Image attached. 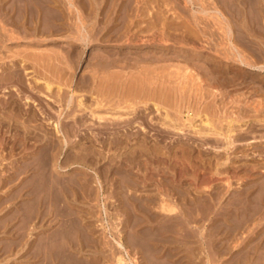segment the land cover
<instances>
[{"label":"rangeland","instance_id":"374dc122","mask_svg":"<svg viewBox=\"0 0 264 264\" xmlns=\"http://www.w3.org/2000/svg\"><path fill=\"white\" fill-rule=\"evenodd\" d=\"M2 1L0 79L22 70L23 85L0 83V264H49L47 242L64 219L72 242L85 233L94 237L95 248L79 256L98 264H114L118 254L126 264H264V0ZM51 24L63 28L53 32ZM80 27L86 43L79 40ZM33 50L40 52L38 60ZM112 61L106 69L98 65ZM110 72L125 79L119 89ZM143 72L150 81L147 100L138 86ZM108 76L109 84L103 82ZM33 77L60 85V101L34 85ZM129 87L141 94L128 96ZM102 99L104 106L94 105ZM152 101L175 117L178 129L160 124L159 112L148 107ZM131 104L132 112L126 108ZM188 111L192 124L198 123L196 113H206L216 129L234 120V132L227 137L224 130L180 125ZM160 200L175 211L159 210ZM73 217L78 225H71ZM124 239L133 245L129 256L115 245Z\"/></svg>","mask_w":264,"mask_h":264},{"label":"bare ground","instance_id":"6f19581e","mask_svg":"<svg viewBox=\"0 0 264 264\" xmlns=\"http://www.w3.org/2000/svg\"><path fill=\"white\" fill-rule=\"evenodd\" d=\"M2 1V0H1ZM0 1V2H1ZM4 1V0H3ZM2 1V2H3ZM9 1V0H8ZM7 0H6V2H8ZM12 1V0H11ZM19 1V0H18ZM23 1V0H22ZM60 1V0H59ZM13 2H14V0H13ZM62 2V1H61ZM4 3V2H3ZM16 3H18V2H16ZM15 3V4H16ZM29 3V2H28ZM27 3V4H28ZM44 3H46V0H45V2ZM7 4V3H6ZM26 4V5H27ZM30 4V3H29ZM56 4V3H55ZM64 4V3H63ZM62 4V5H63ZM38 5V4H37ZM46 5V4H45ZM66 5V4H65ZM17 6V5H16ZM19 7V6H18ZM29 7V6H28ZM28 7H26V8H28ZM49 7V6H48ZM47 6H45V8H48ZM22 8V7H21ZM24 8V7H23ZM25 9V8H24ZM29 9V8H28ZM48 9H50V8H48ZM19 10V9H18ZM3 11V10H2ZM20 12V11H19ZM23 12H25V11H22L21 10V13L23 14ZM31 12V11H30ZM30 12H28V13H30ZM54 13H55V11H53ZM52 12V13H53ZM59 12V11H58ZM148 12V11H147ZM21 13H20V15H21ZM28 13H27V15H28ZM52 13H49L50 15L52 14ZM142 13V12H141ZM149 13V12H148ZM2 14V13H1ZM16 14H18V13H16ZM24 14H26V12L24 13ZM23 14V15H24ZM32 14H35V13H32ZM46 14V13H45ZM55 14H57V12L55 13ZM55 14H53V15H55ZM3 15V14H2ZM5 15H7V14H5ZM19 15V16H20ZM37 15H39V14H37ZM48 15V14H47ZM53 15H52V17H53ZM15 16V15H14ZM56 17H57V15H55ZM58 16L59 17H61L60 16V14H58ZM3 17V16H2ZM21 18H22V15L20 16ZM26 17H28V16H26ZM33 16L31 15V17H29V18H32ZM50 17V16H49ZM48 17V18H49ZM19 18V17H18ZM17 18V19H18ZM21 18H20V20H21ZM45 18V17H44ZM54 18V17H53ZM52 18V19H53ZM14 18H12V20H11V23H13L12 21H14L13 20ZM38 19V18H37ZM36 19V23H37V20ZM50 19V18H49ZM58 19V18H57ZM61 19V18H60ZM30 19H28V22L27 23H31L30 21H29ZM43 20V19H42ZM55 21H56V19H54ZM156 20V19H155ZM3 21V20H2ZM17 21V20H16ZM22 21V20H21ZM26 21V20H25ZM35 21V20H34ZM40 21V20H39ZM48 21V20H47ZM58 21V20H57ZM56 21V22H57ZM59 21H61V20H59ZM62 21H64V20H62ZM19 22V21H18ZM23 22H24V20H23ZM22 22V23H23ZM32 22H33V20H32ZM65 23H64V27H66V21H64ZM153 22V21H152ZM9 23V22H8ZM15 21H14V25H15ZM47 23H49L50 24V22L48 21V22H46V27H47V25H49V24H47ZM52 23V22H51ZM54 23V22H53ZM130 23V22H129ZM143 23V22H142ZM34 24V23H33ZM33 24H32V26H33ZM55 24V23H54ZM59 24H60V22H59ZM146 24V23H145ZM166 24V23H165ZM24 24H22V26H23ZM28 25V24H27ZM27 25H26V27H27ZM31 25V24H30ZM30 25H28L29 26V28L31 27ZM37 25H38V23H37ZM44 25V24H43ZM52 25V24H51ZM110 25V24H109ZM13 26V25H12ZM55 26H57V27H61V26H59V25H52V27H54V29H53V32H55L56 30L58 31V28L56 29V27ZM127 26V25H126ZM134 26V25H133ZM142 26V25H141ZM172 26V25H171ZM18 27V26H17ZM24 27V26H23ZM34 27V26H33ZM39 27H41V26H39ZM39 27H37V30L38 29H40V30H42L41 28H39ZM48 27H50V26H48ZM52 27H50V28H47L46 29V31H48V29H50L49 31H51L52 30ZM77 27V26H76ZM15 28V27H14ZM61 28H63V27H61ZM119 28V27H118ZM135 28V27H134ZM154 28V27H153ZM159 29H160V27H158ZM3 29V28H2ZM33 29V28H32ZM31 29V30H32ZM43 29H45V25H44V28ZM79 29V40H81L82 42H84V43H86L87 41H88V38H86L88 35H87V32H86V30H85V28L84 27H80V28H78ZM110 29V28H109ZM108 29V30H109ZM132 29V28H131ZM139 29V28H138ZM149 29V28H148ZM1 30V29H0ZM5 30V29H4ZM20 30V29H19ZM23 30V29H22ZM27 30H28V28H27ZM27 30H26V32H27ZM30 30V29H29ZM30 30V31H31ZM60 30H62V29H60ZM130 30V29H129ZM141 30V29H140ZM144 30V29H143ZM9 31V30H8ZM18 31V30H17ZM56 31V32H57ZM110 31V30H109ZM112 31H114L113 29H112ZM160 31V30H159ZM165 31V30H164ZM23 32V35H25L24 33H26L25 32V30L24 31H22ZM34 32V31H33ZM32 32V33H33ZM64 32V31H63ZM107 32V31H106ZM35 33H36V31H35ZM35 33H33V34H35ZM60 33V32H59ZM67 33V32H66ZM110 33L111 32H109V35H110ZM113 33V32H112ZM128 33H129V31H128ZM127 33V34H128ZM134 33V32H133ZM1 34V33H0ZM51 34V33H50ZM49 34V35H50ZM53 34V33H52ZM52 34H51V36H52ZM86 34V35H85ZM91 34V33H90ZM135 34V33H134ZM4 35V34H3ZM39 35H40V33H39ZM39 35H38V38H40L39 37ZM48 35V36H49ZM115 35V34H114ZM123 35V34H122ZM164 35V34H163ZM8 36H10V35H8ZM22 36V35H21ZM26 36H28V35H26ZM41 36V35H40ZM46 36H47V33H46ZM94 36V35H93ZM105 36H106V34H105ZM135 36H137V35H135ZM16 37H18V36H16ZM36 37V36H35ZM89 37H90V35H89ZM104 37V36H103ZM132 37H133V35H132ZM3 38H4V36H3ZM7 38V37H6ZM5 38V39H6ZM8 38H10V37H8ZM26 38H28V37H26ZM31 38H33V36L31 37ZM37 38V39H38ZM45 38V37H44ZM50 38V37H49ZM93 38V37H92ZM120 38V37H119ZM122 38V37H121ZM4 39V40H5ZM95 39V38H94ZM97 39H98V37H97ZM101 39V38H100ZM113 39V38H112ZM117 39V38H116ZM129 39V38H128ZM39 40V39H38ZM106 40H107V38H106ZM119 40V39H118ZM105 41V40H104ZM134 41V40H133ZM106 42V41H105ZM38 42H36V44H37ZM50 43V42H49ZM31 44V43H30ZM89 44V43H88ZM29 45V44H28ZM25 46H27V45H25ZM31 46V45H30ZM38 46V45H37ZM123 48V47H122ZM127 48V47H126ZM44 49V48H43ZM47 49H49L48 47H47ZM27 50H29V49H27ZM26 50V51H27ZM32 50V49H31ZM53 50V49H52ZM22 51V50H21ZM26 51H25V53H26ZM34 51V50H33ZM41 51V50H40ZM55 51V50H54ZM77 51V50H76ZM23 52V51H22ZM29 52H30V50H29ZM35 52V51H34ZM50 52V51H49ZM79 52V51H78ZM6 53H7V51H6ZM15 53H18L19 54V51L17 52H15ZM36 54H37V56H36V59H37V57L39 56L38 55V53H40V52H35ZM35 53H34V55H35ZM107 53V52H106ZM126 53V52H125ZM8 54V53H7ZM6 54V55H7ZM13 54V53H12ZM21 54V53H20ZM27 54V53H26ZM30 54V53H29ZM28 54V55H29ZM48 53H46V55H47ZM52 54V53H51ZM66 54V53H65ZM122 54H124V53H122ZM16 55V54H15ZM22 55V54H21ZM21 55H19V56H21ZM44 55H45V53H44ZM43 54L42 55H40L41 56V61H43L45 58H46V56H44ZM55 54H53V56H54ZM111 55V54H110ZM120 55V54H119ZM13 56V55H12ZM22 56H26V55H22ZM21 56V57H22ZM30 56H31V54H30ZM29 56V57H30ZM118 56V55H117ZM122 56V55H121ZM145 56V55H144ZM32 57V56H31ZM34 57V56H33ZM50 57V56H49ZM52 57V56H51ZM116 57V56H115ZM139 57V56H138ZM137 57V58H138ZM143 57V56H142ZM241 57V56H240ZM1 58V57H0ZM9 58V57H8ZM7 58V59H8ZM11 58H13V57H11ZM15 58V57H14ZM17 58H20V57H17ZM17 58H15V59H17ZM35 58V57H34ZM40 57H38V59H39ZM55 58V57H54ZM61 58H63V57H61ZM104 58V57H103ZM105 58H107V57H105ZM113 58V57H112ZM129 58V57H128ZM143 58H146V57H143ZM148 58V57H147ZM14 59V60H15ZM22 59V58H21ZM24 59V58H23ZM26 59V58H25ZM28 59V58H27ZM29 59H31V58H29ZM36 59L35 60H33V63L36 61ZM37 59V60H38ZM47 59H48V57H47ZM50 60H52V58H49ZM108 59H110V58H108ZM136 59V58H135ZM139 59V58H138ZM138 59H136V60H138ZM154 59V58H153ZM20 59H18V61H19ZM113 60V59H112ZM134 60V59H133ZM136 60H135V62H136ZM13 61V60H12ZM17 61V62H18ZM20 61H23V60H20ZM19 61V62H20ZM40 61V62H41ZM56 60H54V62H55ZM62 61H64V60H62ZM119 61V60H118ZM132 61V60H131ZM140 61V60H139ZM146 61H148V60H146ZM5 62V61H4ZM15 62H16V60H15ZM39 62V61H38ZM37 62V63H38ZM44 62V61H43ZM52 62H53V60H52ZM107 62V61H106ZM138 62V61H137ZM136 62V63H137ZM140 62H142V61H140ZM241 62H243L244 63V61L243 60H241ZM28 63H30V60H29V62ZM32 63V62H31ZM30 63V64H31ZM50 63V62H49ZM58 63V62H57ZM63 63V62H62ZM103 63V62H102ZM123 63V62H122ZM13 64H15L14 62H13ZM22 64V63H21ZM23 64H26V63H24L23 62ZM22 64V65H23ZM39 64V63H38ZM44 63H42V65H43ZM61 64V63H60ZM104 64V63H103ZM115 64V63H114ZM120 64V63H119ZM148 64V63H147ZM39 65H41V64H39ZM38 65V66H39ZM42 65H41V68H42ZM55 65V64H54ZM57 65V64H56ZM91 65V64H90ZM99 65V67H101V68H107V67H109V66H111V65H113V61L112 62H109V63H105L104 65H102L101 63H99L98 64ZM135 65V64H134ZM137 65V64H136ZM145 65V64H144ZM143 64L141 65L140 64V66H144ZM4 66V65H3ZM6 66H7V63H6ZM15 66V65H14ZM18 66H19V64H18ZM23 66H25V65H23ZM22 66V67H23ZM37 66V67H38ZM50 66V65H49ZM120 66V65H119ZM118 66V67H119ZM123 66V65H122ZM17 67V66H16ZM121 67V66H120ZM119 67V68H120ZM137 67V66H136ZM26 68V67H25ZM25 68H22V69H25ZM45 68V67H44ZM55 68V67H54ZM91 68V67H90ZM95 68V67H94ZM133 68V67H132ZM144 69H145V66L143 67ZM40 69V68H39ZM45 69H47V68H45ZM93 69V68H92ZM91 69V70H92ZM117 69V68H116ZM124 69V68H123ZM126 69V68H125ZM141 69V68H140ZM139 69V70H140ZM0 70H2V69H0ZM17 70H19V68H17ZM35 70V69H34ZM112 70V69H111ZM115 70V69H114ZM136 70V69H135ZM3 71V70H2ZM6 71V70H5ZM28 71V70H27ZM40 71V70H39ZM42 71H43V68H42ZM41 71V72H42ZM62 71V70H61ZM93 71V70H92ZM101 71V70H100ZM103 71V70H102ZM105 71V70H104ZM121 71V70H120ZM128 72H129V70H127ZM126 71V72H127ZM131 71V70H130ZM134 71V70H133ZM133 71H132V75H135L134 73H133ZM147 71V70H146ZM8 72V71H7ZM7 72H6V74H7ZM20 72H22V70L20 71ZM20 72L19 71H16L15 69L14 70H12L11 69V71L6 75H2V78L0 79V83H1V86H2V84H5L6 86H7V84L8 85H12V86H10V87H12V89L13 88H15V89H17L16 87L21 83V79L23 78V76H20V75H22V74H20ZM25 72V71H24ZM32 72H34V71H32ZM48 72V71H47ZM135 72V71H134ZM165 72V71H164ZM1 73H3V72H1ZM38 73V72H37ZM43 73V72H42ZM94 73V72H93ZM111 73V72H110ZM129 73H131V72H129ZM137 73H138V71H137ZM171 73V72H170ZM173 73V72H172ZM180 72H178L177 74H179ZM25 74V73H24ZM47 74V73H46ZM45 74V75H46ZM97 74V73H96ZM106 74V73H105ZM108 74V73H107ZM112 74V73H111ZM123 74V73H122ZM139 74V73H138ZM147 73L146 72H143L142 73V85H138V86H142L141 88H142V90H141V93H144V95L143 94H141L140 93V91H138L137 92V90L136 91H132V90H130V87L128 88L129 89V91L128 92H126V94L128 95V96H131L132 94H137V95H139L138 93H140L142 96H143V98L145 99V100H147L146 98H149V95H148V97H145V93L146 94H148L147 93V89H146V92H145V87H146V83L147 84H150V81H149V79L147 80V78H146V76H149V75H146ZM163 74V73H162ZM181 75H182V73H180ZM26 75V74H25ZM101 75V74H100ZM99 75V76H100ZM131 75V76H132ZM140 75V74H139ZM166 75V74H165ZM164 75V76H165ZM1 76V75H0ZM34 76V75H33ZM95 76H97V75H95ZM112 76L114 77V79L116 80H114L115 81V84H116V87H118V89H119V86H120V84H124V83H122V82H124V80L125 79H122V75L120 74V72H116L115 74H112ZM125 76V75H124ZM128 76V75H127ZM141 76V75H140ZM183 76V75H182ZM190 76V75H189ZM32 77V76H31ZM47 77V76H46ZM57 77V76H56ZM66 77V76H65ZM98 77V76H97ZM135 77H137L136 75H135ZM161 77H163V75L162 76H160V79H161ZM169 77V76H168ZM34 78V77H33ZM43 78V77H42ZM48 78V77H47ZM100 78V77H99ZM132 78V77H131ZM149 78V77H148ZM155 78H156V76H155ZM159 78V77H158ZM167 78V77H166ZM31 79V78H30ZM30 79H28V80H30ZM64 79V78H63ZM123 81H122V80ZM127 79V78H126ZM136 79V78H135ZM140 79V78H139ZM154 79V78H153ZM159 79V80H160ZM172 79V78H171ZM176 79V78H175ZM188 79H189V77H188ZM192 80H193V78H191ZM24 80V79H23ZM90 80V79H89ZM98 80V79H97ZM111 80V79H110ZM130 80H132V79H130ZM158 80V79H157ZM190 80V79H189ZM191 80V81H192ZM26 81V80H25ZM87 81V80H86ZM86 81H85V83H86ZM102 81V80H101ZM113 81V80H112ZM128 81V80H127ZM132 81H134V79L132 80ZM164 81V80H163ZM31 82H32V79H31ZM89 82V81H88ZM104 83H108L109 84V76L108 77H106V79L103 81ZM102 82V83H103ZM129 82H131V81H128L127 83H129ZM139 82V81H138ZM190 82V81H189ZM17 83V84H16ZM33 83H34V85H40V87H42L41 85H43V90L46 92V93H48L49 95H51V94H53L54 93V97H55V99L56 100H59V97L61 96L59 93H60V90L62 89L61 88V86L60 85H56V86H53L48 80H41V78L39 79V77L38 78H34L33 79ZM136 83H137V81H136ZM174 83V82H173ZM15 84V85H14ZM25 84V83H24ZM26 84H28L29 85V82L28 83H26ZM81 84V83H80ZM89 84V83H88ZM114 84V85H115ZM130 84V83H129ZM132 84V83H131ZM130 84V85H131ZM154 84V83H153ZM157 84V83H156ZM177 84V83H176ZM182 84H184V83H182ZM190 84V83H189ZM5 85H3L4 86V92H7L8 90H7V87H9V86H5ZM21 85H23L22 83H21ZM101 85H103V84H101ZM112 85V84H111ZM159 85V84H158ZM163 85V84H162ZM178 85V84H177ZM33 86V85H32ZM31 86V87H32ZM110 86V85H109ZM122 86V85H121ZM125 86V85H124ZM155 86V85H154ZM24 87V86H23ZM94 87V86H93ZM106 87H107V85H106ZM139 87V88H140ZM159 87H160V85H159ZM30 88V87H29ZM86 88V87H85ZM95 88V87H94ZM98 88V87H97ZM102 88V87H101ZM104 88H105V85H104ZM125 88V87H124ZM126 88H127V86H126ZM132 88H133V86H132ZM162 88V87H161ZM165 88V87H164ZM31 89V88H30ZM33 89V88H32ZM41 89V88H40ZM92 89V88H91ZM103 89V88H102ZM106 89V88H105ZM108 89V88H107ZM136 89V87H134V90ZM138 89V88H137ZM3 90V89H2ZM19 90V89H18ZM100 90V89H99ZM153 90V89H152ZM12 92H13V90H11ZM42 90H40V92H41ZM120 91V90H119ZM123 91V90H122ZM131 91L133 92V93H131ZM159 91V90H158ZM18 92V91H17ZM19 92H20V90H19ZM18 92V93H19ZM32 92V91H31ZM44 92V93H45ZM89 92V91H88ZM90 92H91V90H90ZM93 92V91H92ZM135 92V93H134ZM150 92V91H149ZM153 92V91H152ZM183 92V91H182ZM8 93V92H7ZM21 93V92H20ZM33 93V92H32ZM101 93H102V90H101ZM117 93V92H116ZM121 93V92H120ZM160 93V92H159ZM42 94V93H41ZM40 94V95H41ZM105 94H107V93H105ZM122 94V93H121ZM182 94V93H181ZM25 95V94H24ZM60 95V96H59ZM96 95V94H95ZM100 97H101V95H100V93L98 94ZM114 95V94H113ZM117 96H119L118 94H116ZM124 95V94H123ZM126 95V96H127ZM152 95V94H151ZM15 96V95H14ZM73 96V95H72ZM109 96V95H108ZM121 96V95H120ZM156 96V95H155ZM160 96H161V94H160ZM48 97V96H47ZM124 97V96H123ZM162 97V96H161ZM32 98V97H31ZM62 98V97H61ZM64 98V97H63ZM70 99L69 100H71V98L72 97H69ZM103 98V97H102ZM112 98V97H111ZM120 98V97H119ZM122 98V97H121ZM140 98V97H139ZM183 98V97H182ZM14 99H16V97L14 98ZM14 99L12 100V101H14ZM92 99V98H91ZM94 99V98H93ZM96 99H99V97L98 98H96ZM110 99V98H109ZM109 99L108 100H106V101H109ZM137 99V98H136ZM141 99H142V97H141ZM150 99V98H149ZM25 102H28L29 101V98H28V96H26L25 97ZM66 100V99H65ZM116 100V99H115ZM126 100H128V97H127V99ZM144 100V102H143V106L144 107H146L147 106V104H148V102L147 101H145ZM158 100H159V98H158ZM15 101H17V100H15ZM14 101V102H15ZM60 101V100H59ZM63 101H64V99H63ZM62 101V104L63 103H65V101L63 102ZM103 101H105V100H101V101H94L95 102V106H104V105H102V102ZM119 101H121L120 99H119ZM149 101V100H148ZM13 102V103H14ZM20 102V101H19ZM70 102V101H69ZM68 102V103H69ZM81 100L79 101V104H81ZM93 102V103H94ZM116 102H117V100H116ZM128 102V101H127ZM142 102V101H141ZM157 102V101H156ZM155 101H152L151 103H150V106H148V107H151V108H153L154 110H156V111H158L159 112V114H160V119H159V121L161 122L160 124H162V125H165V126H172L173 128H175V129H178L179 127H178V125H177V123H175V122H177V120L175 121V117H173V116H171V114H169L165 109H164V107H162L161 105H160V103H156ZM18 102H15V105L17 104ZM56 103V102H55ZM67 103V104H68ZM83 103V102H82ZM92 103V104H93ZM106 103V102H105ZM104 103V104H105ZM71 104V103H70ZM87 104V103H86ZM85 104V106H87L88 107V104L86 105ZM107 104L108 105H110L109 104V102H107ZM117 105H116V108L117 109H120V110H122L121 109V107H120V103H116ZM1 105V104H0ZM15 105H12L11 104V106H15ZM19 105V104H18ZM18 105H17V107H18ZM76 105H78V104H76ZM91 105V104H90ZM149 105V104H148ZM94 106V107H95ZM111 106V105H110ZM124 106V105H123ZM4 107V106H3ZM7 107H8V105H7ZM16 107V108H17ZM90 107V106H89ZM125 107V106H124ZM141 107V106H140ZM0 108H1V106H0ZM10 107H8L7 109H9ZM69 108H70V106H69ZM68 108V109H69ZM100 108V107H99ZM126 108L128 109H131V112H132V108H134L135 109V107L131 104V105H128V106H126ZM137 108V107H136ZM147 108V107H146ZM145 108V109H146ZM2 109V108H1ZM13 109H15V107L13 108ZM71 109V108H70ZM104 109H106V108H103V110ZM126 109V110H127ZM262 109H263V107H262ZM4 110V109H3ZM3 110H1V112L3 111ZM10 110V109H9ZM108 110V109H107ZM138 110V109H137ZM12 111V110H11ZM114 111H116V110H114ZM129 111V110H128ZM127 111V112H128ZM144 111H146V110H144ZM162 111V112H161ZM190 111V110H189ZM187 112V114H186V119L185 120H183L182 121V124H180V125H183V126H185V127H189V128H192V129H194L195 131H202V132H215V130L218 132V129H219V132H220V130L222 131V130H224L225 131V135H227L229 132H231L232 130H234V124L232 125V123H233V121L234 120H229L228 122H227V124H226V126H225V128H215V125L213 124V122H212V120L209 118V116L206 114V113H203V114H199V112L198 113H196L195 114V112H194V114L197 116V119L196 120H198V123H194V124H192V120H193V115H192V111L191 112ZM0 112V113H1ZM33 112V111H32ZM70 112V111H69ZM94 112V111H93ZM123 112V111H122ZM130 112V113H131ZM2 113H4V112H2ZM6 113V112H5ZM12 113V112H11ZM96 113V112H95ZM115 113V112H114ZM113 113V114H114ZM118 112H116V114H117ZM129 113V112H128ZM181 113V112H180ZM6 114H8V113H6ZM31 114V113H30ZM107 114V113H106ZM112 114V113H111ZM127 114V113H126ZM135 114V113H134ZM3 115V114H2ZM2 115H0V116H2ZM141 115H143V114H141ZM9 116V115H8ZM14 116H16V115H14ZM119 116H121V115H119ZM119 116H117L116 117V115L115 116H113L114 118H118ZM125 116V115H124ZM129 116V115H128ZM175 116V115H174ZM101 117V116H100ZM112 117V118H113ZM216 117V116H215ZM227 117V116H226ZM8 118V117H7ZM6 118V119H7ZM10 118V117H9ZM120 118L121 117H119V120H120ZM123 118V117H122ZM121 118V119H122ZM159 118V117H158ZM157 118V119H158ZM222 118V117H221ZM17 119H18V117H17ZM110 119V121H113V120H111V118H109ZM125 119V118H124ZM129 119V118H128ZM216 119V118H215ZM103 120V119H102ZM123 120V119H122ZM226 120V119H225ZM5 121V120H4ZM107 121V120H106ZM117 121H118V119H117ZM127 121V120H126ZM147 121V120H146ZM100 122H101V120H100ZM108 122V121H107ZM107 122H105V124L107 123ZM116 122V121H115ZM224 122V121H223ZM2 123V122H1ZM70 123V122H69ZM68 123V124H69ZM108 123H110V122H108ZM108 123H107V125H108ZM113 123V122H112ZM119 123H121V120L119 121ZM123 123V122H122ZM114 124V123H113ZM179 124V123H178ZM216 124V123H215ZM0 125H2V124H0ZM15 125V124H14ZM56 125V124H55ZM58 125V124H57ZM57 125H56V127H57ZM110 125V127H112V125L111 124H109ZM118 125V124H117ZM179 125V126H180ZM3 126V125H2ZM120 126V125H119ZM7 127V126H6ZM59 127V126H58ZM57 127V128H58ZM105 128V130H106V126H104ZM108 128H109V126H107ZM114 127H115V125H114ZM5 128V127H4ZM67 128V127H66ZM69 128V127H68ZM75 128V127H74ZM127 128V127H126ZM2 129H3V127H2ZM70 129V128H69ZM110 129V128H109ZM73 130V129H72ZM181 130V129H180ZM65 131H67V130H65ZM232 132H234V131H232ZM64 133H66V132H64ZM68 133V132H67ZM209 134V133H208ZM65 135H67V134H65ZM219 136V135H218ZM220 137V136H219ZM227 137H228V135H227ZM230 137V136H229ZM117 139V138H116ZM121 141H123V140H121ZM228 141V140H227ZM127 142V141H126ZM250 142H253V141H250ZM258 142V141H257ZM121 143V142H120ZM256 143V142H255ZM121 146V145H120ZM52 149V148H51ZM5 181V180H4ZM6 183V182H5ZM2 185V184H1ZM30 192V191H29ZM17 195V194H16ZM16 196H14L13 197V199L15 198ZM34 197V196H33ZM12 199V198H11ZM12 199V200H13ZM32 200V199H31ZM163 201V200H162ZM166 201V200H165ZM165 201H163V202H161V200L159 201V202H161L160 204H159V210H161V211H163V212H173V211H175V209H176V207L174 206H172V204L170 205L169 203H166ZM28 202V201H27ZM37 203V202H36ZM38 204V203H37ZM37 204H34L35 206H38ZM33 210H35L36 211V208L34 209V207H33ZM32 213V212H31ZM30 213V214H31ZM64 213V212H63ZM38 213H37V211H36V215H37ZM65 214H67V216H69V213H65ZM35 215V216H36ZM55 216V215H54ZM60 216V215H59ZM75 216H76V214H75ZM15 217V216H14ZM17 217V216H16ZM28 216H26L25 218H27ZM37 217V216H36ZM63 217H65L64 215H62V219H63ZM80 217V216H79ZM13 218V217H12ZM32 218V216L30 217V218H27V219H30V220H32L31 219ZM41 219L43 218V217H40ZM55 218V217H54ZM66 218V217H65ZM69 217H67V219H68ZM74 218V217H73ZM34 219V218H33ZM78 219V217L76 218V220ZM14 219H12V221H13ZM24 220V219H23ZM54 220H56V219H54ZM73 220H75V218L73 219ZM76 220L75 221H73V223H72V220H71V225L73 224H76V225H78L77 224V222H76ZM79 220H81V219H79ZM8 220H6V222H7ZM11 221V220H10ZM29 221V220H28ZM66 221H68V220H61V222H59L58 221V223H57V229L52 233L53 235H51V237L48 239V240H50V242L48 243L47 242V244H50L51 243V246H50V253L48 254V260H49V264H98V259L97 258H90V259H83V258H81L80 256H79V254H81L83 251H85L86 252V247H89L90 249H91V247H92V249H94L95 248V245H96V243H95V241L92 239V238H94V237H92V235H88V234H86L85 233V236L82 238V240H81V235L80 236H77L74 240H75V242H72L69 238L71 237L70 236V228H69V226H68V224H66ZM3 222V221H2ZM81 222V221H80ZM5 223V222H4ZM6 224V223H5ZM8 225H9V223H7ZM7 224H6V227H7ZM82 226V225H81ZM4 227V226H3ZM76 227V226H75ZM55 229V228H54ZM75 230V229H74ZM83 231V230H82ZM52 232V231H51ZM73 233V232H72ZM77 233H79V232H77ZM135 233V232H134ZM43 234V233H42ZM49 234H51L50 232L48 233V236H50ZM83 234V233H82ZM113 234V233H112ZM121 234V233H120ZM126 234V233H125ZM134 235V234H133ZM44 236V235H43ZM76 235H72V237L74 238ZM91 236V237H90ZM123 236V235H122ZM131 236H132V234H131ZM137 239L139 238V237H137L136 235H134ZM120 237V236H119ZM126 237V236H125ZM73 238H71V239H73ZM127 238V237H126ZM136 238H133V240H132V244L134 243V245H136V242L135 241H137V239ZM42 239L43 238H41V240H38V241H42ZM84 239V240H83ZM111 239V238H110ZM115 239V238H114ZM121 239V238H120ZM129 239V238H128ZM129 239V240H130ZM45 240V239H44ZM43 240V241H44ZM113 240V239H112ZM112 240H111V242H112ZM117 240V239H116ZM125 240V239H124ZM127 240V239H126ZM126 240L125 241H115V245L118 247V249H120L121 251H123L125 254H126V256H129L131 253V251H129V246L131 245V246H133L130 242H129V246H128V241L129 240H127V242H126ZM130 240V241H131ZM25 241V240H24ZM36 241V240H35ZM34 241V242H35ZM47 241V240H46ZM83 241H86V243L85 242H83ZM114 241V240H113ZM19 242V241H18ZM106 242V241H105ZM104 242V243H105ZM110 242V243H111ZM141 241H137V243H138V245L139 246H141L139 243H140ZM46 243V242H45ZM100 243V242H99ZM103 243V242H102ZM103 243V244H104ZM109 243V244H110ZM114 243V242H113ZM112 243V244H113ZM33 244V243H32ZM31 244V245H32ZM36 244V243H35ZM40 244V243H39ZM44 244V243H43ZM12 245H14V244H12ZM17 245H18V243H17ZM20 245H21V243H20ZM30 245V246H31ZM105 245V244H104ZM103 245V246H104ZM108 245V244H107ZM114 245V246H115ZM137 245V246H138ZM145 245V244H144ZM143 245V246H144ZM148 245V244H147ZM30 246H28V249L30 248ZM37 246V245H36ZM44 246V245H43ZM48 246V247H49ZM109 246V245H108ZM114 246H112V249H113V247ZM130 246V247H131ZM14 247H15V245H14ZM20 247V246H19ZM32 247V246H31ZM45 247H47V246H45ZM47 247V248H48ZM94 247V248H93ZM110 247H111V245H110ZM136 247V246H135ZM134 247V248H135ZM13 248V247H12ZM99 248V247H98ZM142 248V247H141ZM141 248L140 247H138V249H140L141 250ZM21 249H22V247H21ZM31 249V248H30ZM29 249V250H30ZM100 249V248H99ZM98 249V250H99ZM102 249V248H101ZM137 249V248H136ZM136 249H134L135 251H136ZM10 250H11V248H10ZM14 250V249H13ZM23 250V249H22ZM97 249H95L93 252H94V257L95 256H97L96 255V251ZM115 250V249H114ZM119 250V251H120ZM132 250H133V247H132ZM139 250V251H140ZM26 251L27 252H29L27 249H26ZM35 251V250H34ZM48 251V252H49ZM13 252V251H12ZM115 252V251H114ZM141 252H142V250H141ZM112 253V252H111ZM111 253H110V255H111ZM117 252H115V254H116ZM139 253V252H138ZM25 254V253H24ZM34 254H36V253H34ZM114 254V253H113ZM112 254V255H113ZM123 254V253H122ZM140 254V253H139ZM143 254V253H142ZM141 254V255H142ZM28 255H30V254H28ZM37 255V254H36ZM88 255V254H87ZM90 255V254H89ZM108 255V254H107ZM140 255V256H141ZM154 255V254H153ZM31 256H32V254H31ZM114 256V255H113ZM133 256V255H132ZM136 256V255H135ZM143 257H144V255H142ZM26 257V256H25ZM24 257V258H25ZM38 257V256H37ZM86 257V256H85ZM90 257H91V255H90ZM100 257H101V255H100ZM139 257V256H138ZM142 257V258H143ZM27 258V257H26ZM32 258V257H31ZM30 258V259H31ZM39 258V257H38ZM41 258V257H40ZM43 258H45V257H43ZM46 258H47V255H46ZM111 258H112V256H111ZM29 259V260H30ZM33 259V258H32ZM107 259V258H106ZM109 259V258H108ZM112 259H114V258H112ZM130 259V258H129ZM128 259V260H129ZM135 259V258H134ZM133 258H131V260H133V262L135 261ZM138 259H140L141 260V258L139 257ZM27 260V259H26ZM34 260H35V257H34ZM43 260V259H42ZM46 260V259H45ZM47 260V261H48ZM127 259H125L124 258V256H122L121 254H118V255H116L115 256V263L116 264H126V261ZM136 260H137V258H136ZM139 260V261H140ZM143 260V259H142ZM145 260V259H144ZM28 261V260H27ZM138 261V262H139ZM29 262V261H28ZM28 262H26V264L28 263ZM31 262V261H30ZM33 262V261H32ZM31 262V263H32ZM114 262V261H113ZM131 262V261H130ZM137 262V261H136ZM141 262V261H140ZM145 262H146V260H145ZM100 263H101V261H100ZM99 263V264H100ZM114 263V264H115ZM30 264V263H29ZM35 264H36V262H35ZM102 264H103V262H102ZM130 264H133V263H130ZM135 264V263H134ZM140 264V263H139ZM146 264V263H145Z\"/></svg>","mask_w":264,"mask_h":264}]
</instances>
